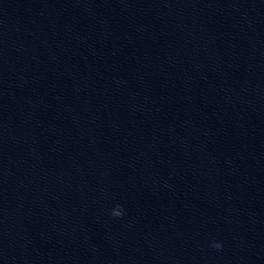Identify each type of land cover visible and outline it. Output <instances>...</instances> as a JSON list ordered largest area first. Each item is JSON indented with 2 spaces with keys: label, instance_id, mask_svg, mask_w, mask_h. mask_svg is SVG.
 Instances as JSON below:
<instances>
[{
  "label": "water",
  "instance_id": "1",
  "mask_svg": "<svg viewBox=\"0 0 264 264\" xmlns=\"http://www.w3.org/2000/svg\"><path fill=\"white\" fill-rule=\"evenodd\" d=\"M0 264H264V0H0Z\"/></svg>",
  "mask_w": 264,
  "mask_h": 264
},
{
  "label": "clouds",
  "instance_id": "2",
  "mask_svg": "<svg viewBox=\"0 0 264 264\" xmlns=\"http://www.w3.org/2000/svg\"><path fill=\"white\" fill-rule=\"evenodd\" d=\"M111 214H112L113 216H116V217H119V216L124 215V209H123V206L120 205L119 203H117V204L113 207ZM211 243H212V247H214V248H216V249H218V250H219V249H222V242H221V241H216V240H214V241H212Z\"/></svg>",
  "mask_w": 264,
  "mask_h": 264
}]
</instances>
